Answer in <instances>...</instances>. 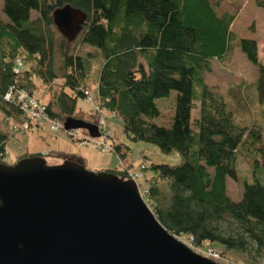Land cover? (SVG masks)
<instances>
[{
    "label": "trees",
    "instance_id": "16d2710c",
    "mask_svg": "<svg viewBox=\"0 0 264 264\" xmlns=\"http://www.w3.org/2000/svg\"><path fill=\"white\" fill-rule=\"evenodd\" d=\"M66 4L87 14L81 40L98 48L103 56L97 85L101 107L122 118L123 131L132 140L154 143L164 152L184 145L179 151L181 164L152 162L144 169V175L146 170L153 172L146 180L144 197L160 223L176 237L192 235L197 244L208 241L222 245L219 250L224 257L232 249L262 255V124L241 125L235 113L245 114L248 121V103L254 113L257 103H264V55L258 40L239 37L233 31L236 14H219L211 0H3L0 111L4 117L0 123L9 129H0V154L19 133L12 125L22 120L19 105L5 99L12 86L35 90L37 81L44 80L52 118L96 122L95 113L77 107L87 88L86 64L81 56L64 50L59 75L52 74L57 81H47L44 75L54 40L49 33L56 26L53 11ZM255 4L264 9V0H255ZM34 10L39 16L32 19ZM237 48L257 67L258 75L252 82L233 84L222 92L207 83L206 74L212 61H230ZM17 58L23 60L19 73L14 72ZM25 64L28 69L23 68ZM172 91L182 94V113L187 112L188 104L199 112L189 129L155 122L160 115L156 100L169 97ZM227 96H231L230 104ZM111 143L114 153L125 159L129 147L114 140ZM242 153L255 173L254 181H244L242 197L235 201L228 194L227 180L241 179L237 162ZM37 155L48 156L27 151L12 164ZM6 160L0 155V162ZM108 171L122 180L128 177L120 167ZM163 182L169 187L166 194Z\"/></svg>",
    "mask_w": 264,
    "mask_h": 264
},
{
    "label": "water",
    "instance_id": "95a60500",
    "mask_svg": "<svg viewBox=\"0 0 264 264\" xmlns=\"http://www.w3.org/2000/svg\"><path fill=\"white\" fill-rule=\"evenodd\" d=\"M87 14L70 4L53 11L68 41ZM64 128L101 131L76 117ZM0 264H220L171 234L134 179L94 171L76 160L50 165L43 155L0 162Z\"/></svg>",
    "mask_w": 264,
    "mask_h": 264
},
{
    "label": "rangeland",
    "instance_id": "374dc122",
    "mask_svg": "<svg viewBox=\"0 0 264 264\" xmlns=\"http://www.w3.org/2000/svg\"><path fill=\"white\" fill-rule=\"evenodd\" d=\"M213 4L216 5V10L219 14L223 11H228L230 13H236V19L233 23L232 29L239 36L243 38H253L259 41L261 46V55H264V9L257 7L255 0H211ZM3 4V0H0V5ZM224 13V12H223ZM32 19L39 16L38 11H32ZM49 36L53 37V45L49 50L48 59L46 62V68L44 75L46 80L54 81L52 74L59 75L62 61V52L65 50L68 54L78 55L85 61L86 64V86L89 88L91 94L98 98L97 85L99 81V76L101 68L104 64L103 56L100 50L93 45L82 42V32L72 41H68L64 34L57 26H52L50 29ZM29 65L25 64L23 68L28 69ZM257 67L251 63L244 52L240 48L235 49L234 55L230 61L219 62L217 60L212 61L211 70L206 74V81L210 85L218 86L222 92H227L228 88L233 84L252 82L258 75ZM44 80H38V87L36 89V96L43 99L45 102L49 98L50 92L46 88V84L43 83ZM182 95L178 91H172L169 97L161 98L156 100L157 106L160 110V115L155 119V122L159 125L166 127L169 126H180L182 130L190 128L193 124L196 116L199 115L198 110L191 109L189 104L186 105V113H182L183 103ZM228 104H230L231 96H227ZM258 110L257 113L252 112V105L248 103L249 120L245 114L241 113L242 118L237 112L235 113V119L241 125L250 126L253 123L262 124V135L264 141V103H257ZM230 106V105H229ZM77 107L86 113L94 112V104L87 103L84 98H79L77 101ZM243 111V110H241ZM248 115V114H247ZM104 116L106 117V125L108 134L112 137L111 141H117L125 143L129 149L127 150V157L125 159H120L115 153L109 155L102 154L99 150L93 147V145H80L78 142L74 141L67 132L59 130L51 135L55 136L54 143H49L47 146L41 141L34 142L36 140L32 133H18L17 135L11 137L7 143L8 157L6 162L12 164L14 159L25 152L27 148L30 147L31 150H38L34 152H39L43 149L48 151L45 155L47 163L56 164L58 158L54 156L53 150L59 148L61 151H68L77 157L83 156L87 159L88 163L84 164L86 168L94 171H105L112 170L119 165L129 166L132 165L133 169L139 168L142 162H146L148 165L152 162L155 163H168L171 165L181 164L183 161V155L179 152L181 147H176L171 152L162 151L156 144L143 141V140H132L123 131V120L119 116H112L110 112L104 111ZM4 117V113L0 111V118ZM98 116H96V121ZM0 129L8 130V125L5 123H0ZM181 130V131H182ZM47 132H51L49 127ZM42 137V135H41ZM43 138V137H42ZM33 141V142H32ZM180 141V139H179ZM42 149L40 150V148ZM52 154H51V153ZM242 153L237 162V168L239 170L241 179L239 181L228 178L227 188L228 193L231 198L238 201L242 197L243 183L244 181H254V174L251 170V165L249 161L243 157ZM147 157V158H146ZM65 161V160H64ZM212 171V169H210ZM153 172L151 170H146L143 178L138 180L141 190L147 185L146 180L151 177ZM264 180V175L261 176ZM163 193H167L169 190L168 185L163 182L162 185ZM139 188V189H140ZM140 190V191H141ZM213 248L220 251L219 249L224 248L218 243L211 244ZM221 252V251H220ZM222 255V252H221ZM223 257L220 264H264V253L258 255L255 251L252 252H242L240 250H230L226 252V256Z\"/></svg>",
    "mask_w": 264,
    "mask_h": 264
},
{
    "label": "built area",
    "instance_id": "2783aa9c",
    "mask_svg": "<svg viewBox=\"0 0 264 264\" xmlns=\"http://www.w3.org/2000/svg\"><path fill=\"white\" fill-rule=\"evenodd\" d=\"M22 65V58H17L14 65V72L19 73ZM83 92L85 101L87 103L94 104L95 111L92 113H95L96 116H98L96 123L99 125V129L101 131V135L99 137H91L89 133L83 129L66 130L64 128V121L54 119L50 116L46 102L36 96V89L28 90L26 88L16 86H12L5 96V99L15 101L21 109L22 120L21 122L14 123L12 125L14 131L23 134L33 133L35 130H41L45 124H48L52 133H57L59 130H63L80 145L91 144L104 155L114 153V147L107 131L106 117L104 116L105 110L101 107L98 99H95V97L91 94L89 88L84 89ZM110 114L115 116L114 112H110ZM0 155H5L7 158L8 150L5 148V150L1 152ZM119 166L127 172V179L136 180L140 188L138 180L144 176L146 162H142L137 169H133L130 166H124V163L122 166ZM140 192L144 197L146 190H141ZM178 238L194 251L215 261H223L221 252L213 248L210 242L206 241L202 245L197 244L195 242V238L192 235L179 236Z\"/></svg>",
    "mask_w": 264,
    "mask_h": 264
},
{
    "label": "crops",
    "instance_id": "0c3cea01",
    "mask_svg": "<svg viewBox=\"0 0 264 264\" xmlns=\"http://www.w3.org/2000/svg\"><path fill=\"white\" fill-rule=\"evenodd\" d=\"M223 12H228V11H223ZM222 12V13H223ZM236 14V13H235ZM237 15V14H236ZM235 22V21H234ZM233 22V23H234ZM233 26V25H232ZM96 123V122H95ZM49 126H48V124H45L43 127H42V129L40 130H35L32 134L34 135L33 137L36 139V140H33L34 142H37V141H41L42 143H44L46 146L49 144V143H54V141H56L55 140V137H56V135L55 136H47L46 137V134H49V135H51L52 134V132H47V128H48ZM57 134V133H56ZM41 135H42V137H41ZM32 141V142H33ZM83 146H85V145H83ZM42 149V147L40 148V150ZM59 148H56L55 150H53V153H54V156L55 157H57L58 158V161L59 160H61V161H59V162H56V164H59V163H62L64 160H66V159H72V160H76V161H78V162H80V163H82V164H86V163H88V161H87V159L85 158V157H83V156H79V157H77V156H75V155H73V154H70L68 151H61V150H58ZM39 150V149H38ZM38 150H31L30 149V147L29 148H27V151L28 152H30V153H42V154H45V153H43V152H45L46 150L44 149V151H43V149L41 150V151H39V152H34V151H38ZM46 153H48V151H46ZM51 153V152H50ZM52 154V153H51ZM229 194V193H228Z\"/></svg>",
    "mask_w": 264,
    "mask_h": 264
}]
</instances>
